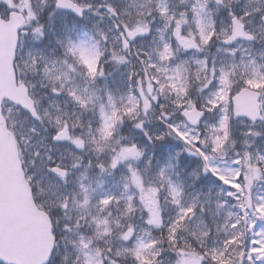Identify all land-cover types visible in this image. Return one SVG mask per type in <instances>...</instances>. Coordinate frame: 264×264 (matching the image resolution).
I'll return each instance as SVG.
<instances>
[{
  "label": "snow or ice",
  "instance_id": "6c2138e0",
  "mask_svg": "<svg viewBox=\"0 0 264 264\" xmlns=\"http://www.w3.org/2000/svg\"><path fill=\"white\" fill-rule=\"evenodd\" d=\"M0 264H264V0H0Z\"/></svg>",
  "mask_w": 264,
  "mask_h": 264
}]
</instances>
